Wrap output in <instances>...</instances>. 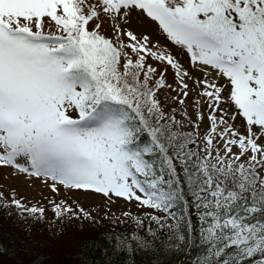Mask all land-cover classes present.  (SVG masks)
I'll return each mask as SVG.
<instances>
[{"label":"snow or ice","instance_id":"snow-or-ice-1","mask_svg":"<svg viewBox=\"0 0 264 264\" xmlns=\"http://www.w3.org/2000/svg\"><path fill=\"white\" fill-rule=\"evenodd\" d=\"M101 17L112 36L101 33ZM133 19L155 26L177 54L121 27ZM188 80L197 96L192 132L158 96L167 87L183 105ZM0 167L51 181L53 191L164 213L150 218L168 228L166 250L191 264H264V0H0ZM10 205L43 216L14 194ZM53 211L91 219L64 202ZM114 239L150 247L136 234ZM192 248L204 251L192 258Z\"/></svg>","mask_w":264,"mask_h":264},{"label":"rangeland","instance_id":"rangeland-1","mask_svg":"<svg viewBox=\"0 0 264 264\" xmlns=\"http://www.w3.org/2000/svg\"><path fill=\"white\" fill-rule=\"evenodd\" d=\"M99 22L101 23V33L106 36H112L113 31L110 23L103 17H101ZM121 27L133 31L138 36L149 34L153 42L158 40L161 45L166 46L174 55L177 54V49L162 35L158 34L153 25L141 24L136 19H133L130 23H122ZM177 58L181 60V63L193 76L201 75L198 69L189 67V61L186 56L179 55ZM148 63L157 67L158 72L163 70V66L158 64L155 60L149 59ZM165 79L167 84L175 86L174 74L171 68L165 73ZM188 83L189 96L185 99L183 105L173 99V97L177 96V92L167 87L161 89L158 93L164 112L167 115H172L173 109H175V117L177 120L182 121L183 127L181 131L184 132L194 131L192 124L197 122L194 107V101L197 99V96L196 92L191 90L193 88L192 81L188 80ZM221 107L227 111V104H222ZM199 110L203 112L205 117L199 131L204 133L208 126L207 104L202 103ZM184 111L187 112V117H184ZM239 123L240 121L237 120L236 124L239 125ZM13 172L14 169L11 167H0V193L3 194V198L0 199V206L8 215H12L15 218L16 224L18 223V219L20 220L18 228H21L23 231L35 232L42 229L44 231L50 230L54 235H60L64 227L121 231L123 227L134 226L133 229H141V235H144L145 231L148 232L149 228H151L156 235L162 234L160 229L158 230V228L154 227L157 224L152 221L150 217L152 215L163 217V213L140 206L135 200L127 201L123 198H116L114 196L109 199L102 194H97L92 191L68 190L60 185H57L58 191H53L50 186L51 181L45 183L43 179L29 178L21 173L13 175ZM13 194L14 198L20 200L27 208L32 206L43 208L44 212L42 218L36 219L28 214H24L23 216L20 215V210L10 205ZM61 202H64L66 206H70L77 214H80L79 210L82 208L85 212L90 214L91 219H68L67 216L58 219L53 211V205L60 204ZM5 203H8L10 206L3 207L2 205ZM125 212L129 213V215H124ZM80 215L82 216V214ZM137 220L142 221V223H137ZM21 229L19 230L22 231ZM38 235H40V232H38ZM0 258L3 259L1 256ZM36 264L41 263L38 262Z\"/></svg>","mask_w":264,"mask_h":264},{"label":"trees","instance_id":"trees-1","mask_svg":"<svg viewBox=\"0 0 264 264\" xmlns=\"http://www.w3.org/2000/svg\"><path fill=\"white\" fill-rule=\"evenodd\" d=\"M190 214L195 234L198 224L194 209ZM18 223L0 206V256L3 257L0 264H181V261L191 264L184 252L171 254L166 250L167 227L154 226L162 234L153 238L147 231L141 235V229H133L134 226L123 227L121 231L64 227L60 235H54L50 230L23 231ZM133 234L149 240L150 247L135 248L133 241H129L133 247L127 249L116 244L114 238H128ZM203 251V248H192L188 256L194 258Z\"/></svg>","mask_w":264,"mask_h":264}]
</instances>
